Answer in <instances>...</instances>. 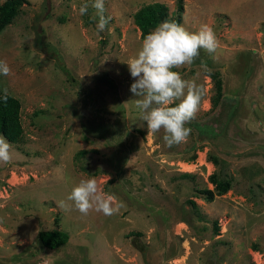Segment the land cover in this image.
<instances>
[{"label": "rangeland", "instance_id": "374dc122", "mask_svg": "<svg viewBox=\"0 0 264 264\" xmlns=\"http://www.w3.org/2000/svg\"><path fill=\"white\" fill-rule=\"evenodd\" d=\"M154 1L178 2L105 0L98 33L93 0H29L0 31V92L20 101L24 132L0 162V264H264V0H182L181 24L208 25L219 46L172 69L204 92L172 147L148 135L126 64L143 41L133 13ZM211 175L230 189L216 194ZM88 179L123 207L75 210L67 197ZM54 229L69 240L49 249L37 233Z\"/></svg>", "mask_w": 264, "mask_h": 264}, {"label": "clouds", "instance_id": "9594fccd", "mask_svg": "<svg viewBox=\"0 0 264 264\" xmlns=\"http://www.w3.org/2000/svg\"><path fill=\"white\" fill-rule=\"evenodd\" d=\"M89 5L82 4L80 15L87 14ZM97 32H103L111 17L105 16V0H93ZM219 46L215 32L201 25L196 32L188 31L175 21H164L147 34L136 56L126 63L134 82L130 91L137 99L131 101L139 110L140 119L146 122L148 135L163 130L168 147L186 142L192 129L186 127L194 118L203 99V88L195 80L183 79L172 69L190 66L204 50L210 56ZM11 68L0 60V75L8 76ZM2 99L7 102L8 90L3 89ZM174 105V106H173ZM12 148L0 135V162L8 164ZM75 210L83 215L95 210L106 216L119 211L123 205L113 206L115 197L100 193L95 179L81 180L67 197ZM62 206L64 202H61Z\"/></svg>", "mask_w": 264, "mask_h": 264}, {"label": "trees", "instance_id": "16d2710c", "mask_svg": "<svg viewBox=\"0 0 264 264\" xmlns=\"http://www.w3.org/2000/svg\"><path fill=\"white\" fill-rule=\"evenodd\" d=\"M29 0H2L0 3V31L19 13L24 5H28ZM183 3L178 0L176 8L170 12L167 5L159 2H149L141 5L133 13V22L140 31V38H144L153 29L158 27L164 21H175L179 24L182 22ZM215 96L212 98V106L216 107L220 98L222 97V81L219 78H214ZM3 93L0 92V135L5 137L10 143H17L23 136V127L20 119V101L8 94L7 102L2 99ZM214 175V174H213ZM211 175L214 184V191L216 194H221L230 189L231 184L228 180L217 179ZM182 177L187 178L191 176L189 172H183ZM213 190L206 189V199H212ZM189 204L194 206L192 200H187ZM130 235H140L137 232H131ZM37 237L43 246L49 249L60 248L65 245L69 236L67 232L59 229L54 230H40ZM140 252L144 253L145 245L136 246Z\"/></svg>", "mask_w": 264, "mask_h": 264}]
</instances>
